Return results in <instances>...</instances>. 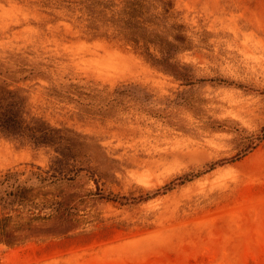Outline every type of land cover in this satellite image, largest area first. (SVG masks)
<instances>
[{"label": "rangeland", "instance_id": "374dc122", "mask_svg": "<svg viewBox=\"0 0 264 264\" xmlns=\"http://www.w3.org/2000/svg\"><path fill=\"white\" fill-rule=\"evenodd\" d=\"M81 1L0 0V180L55 176L49 190L79 201L74 229L0 245V264H264V0H164L190 43L179 78L93 39ZM71 85L96 89L102 112L57 95ZM9 108L80 145L9 134Z\"/></svg>", "mask_w": 264, "mask_h": 264}, {"label": "trees", "instance_id": "16d2710c", "mask_svg": "<svg viewBox=\"0 0 264 264\" xmlns=\"http://www.w3.org/2000/svg\"><path fill=\"white\" fill-rule=\"evenodd\" d=\"M79 7L82 14L79 20L84 21L83 17H86L87 30L93 39L122 42L141 52L153 65L177 78L181 77L179 65L173 61L180 52L190 49V43L185 36L179 34L177 26L169 22L166 16L168 3L164 0H82ZM98 94L96 89L86 92L85 88L76 85L57 92V95L77 102L88 111H95L99 107L96 104ZM131 94L126 89L119 96ZM115 102L116 100L110 101L105 107L112 108ZM98 109L97 111L102 112L103 107ZM1 122L9 134L28 138L38 145H80V136L74 132L52 128L38 121H28L17 108L3 109ZM18 177V174H10L0 180V208H12L14 211L19 206L50 204L56 206V214L48 218L35 214L0 216V245L15 247L37 236L65 235L74 229L79 201L75 194L60 190L56 195L49 190L52 183L47 182L58 180L57 177L37 176L42 184L40 187L23 186ZM187 179L188 177L184 178V181ZM173 185L174 183L170 187ZM100 199L104 197L101 196ZM54 218L63 221V224L54 228L37 226L38 223Z\"/></svg>", "mask_w": 264, "mask_h": 264}]
</instances>
